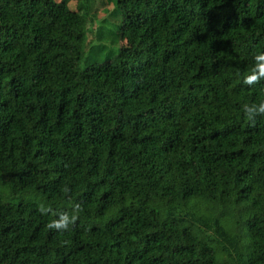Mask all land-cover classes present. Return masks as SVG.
Returning <instances> with one entry per match:
<instances>
[{"label": "trees", "instance_id": "trees-1", "mask_svg": "<svg viewBox=\"0 0 264 264\" xmlns=\"http://www.w3.org/2000/svg\"><path fill=\"white\" fill-rule=\"evenodd\" d=\"M69 3L0 0V264H264V0H113L102 61Z\"/></svg>", "mask_w": 264, "mask_h": 264}, {"label": "rangeland", "instance_id": "rangeland-1", "mask_svg": "<svg viewBox=\"0 0 264 264\" xmlns=\"http://www.w3.org/2000/svg\"><path fill=\"white\" fill-rule=\"evenodd\" d=\"M75 3L76 0H70L69 5L72 10H76ZM87 4L85 3V5ZM111 9H113V0H94L91 20L87 23V26L91 27V31L86 35V37L88 36L86 40L91 39L93 41L86 45L85 60L93 58L102 61L106 56H116L118 53L121 57H136L139 55L140 48L138 46L128 44L126 40H122L116 35L120 17L109 16L108 13ZM81 13L85 14L86 12L81 10ZM98 27H100V34L97 33ZM29 198L36 200L35 197H28L27 199Z\"/></svg>", "mask_w": 264, "mask_h": 264}, {"label": "clouds", "instance_id": "clouds-1", "mask_svg": "<svg viewBox=\"0 0 264 264\" xmlns=\"http://www.w3.org/2000/svg\"><path fill=\"white\" fill-rule=\"evenodd\" d=\"M254 67L251 70V73L246 75L243 78V83L251 86L254 84H258L262 79H264V52H259L254 56ZM243 112L245 117L251 121L255 122V118L257 116H264V100H261L258 104H245L243 105ZM62 191L67 194L69 191L67 188L62 189ZM38 211L47 215L52 212V209L49 206H46L44 203H40L38 205ZM81 211V207L79 204L73 205L72 213L68 212H60L57 214L58 218L52 219L46 227L49 230H54L60 233L67 232L70 230L72 226L75 225L76 221L79 218V213Z\"/></svg>", "mask_w": 264, "mask_h": 264}]
</instances>
